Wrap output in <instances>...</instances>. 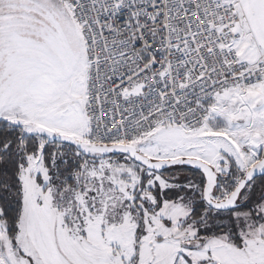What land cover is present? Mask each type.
Instances as JSON below:
<instances>
[{"label": "snow or ice", "instance_id": "snow-or-ice-1", "mask_svg": "<svg viewBox=\"0 0 264 264\" xmlns=\"http://www.w3.org/2000/svg\"><path fill=\"white\" fill-rule=\"evenodd\" d=\"M0 264H264V0H0Z\"/></svg>", "mask_w": 264, "mask_h": 264}]
</instances>
